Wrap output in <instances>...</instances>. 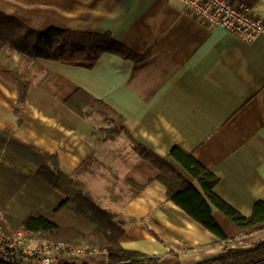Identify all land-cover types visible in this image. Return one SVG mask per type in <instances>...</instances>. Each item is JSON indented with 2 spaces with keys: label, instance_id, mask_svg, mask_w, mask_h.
Masks as SVG:
<instances>
[{
  "label": "crops",
  "instance_id": "crops-1",
  "mask_svg": "<svg viewBox=\"0 0 264 264\" xmlns=\"http://www.w3.org/2000/svg\"><path fill=\"white\" fill-rule=\"evenodd\" d=\"M234 1L264 19V0ZM0 11L38 32L108 34L144 58L138 64L105 52L78 65L0 48V131L56 154L68 175L93 157L79 179L124 222V248L159 264H195L224 246L264 239V225L241 229L215 210L228 237L220 242L167 198L157 169L125 135L104 140L93 123L99 116L84 119L65 103L82 89L119 113L133 138L156 154L174 145L193 153L219 178L216 194L249 216L264 201V33L245 42L183 13L180 0H0ZM13 74L28 83L22 102ZM127 179L143 185L134 197Z\"/></svg>",
  "mask_w": 264,
  "mask_h": 264
},
{
  "label": "trees",
  "instance_id": "trees-1",
  "mask_svg": "<svg viewBox=\"0 0 264 264\" xmlns=\"http://www.w3.org/2000/svg\"><path fill=\"white\" fill-rule=\"evenodd\" d=\"M0 48L18 52L31 60L45 58L78 65H92L105 52L144 61L119 46L108 34L50 28L38 32L0 11ZM18 99L25 100L28 83L12 75ZM65 103L84 119L92 116L107 124L101 128L104 140L125 135L134 151L156 169L155 177L166 188L169 200L214 234L220 242L228 240L214 218L223 212L241 229L264 225V201L254 203L251 215L245 216L216 194L219 178L193 153L178 145L164 156L136 141L124 126V118L102 100L82 89L71 94ZM93 157L82 162L71 175L65 174L56 154L27 144L9 131H0V225L8 234L22 231L33 239L64 243L85 248L86 259H68L66 264H94L91 251L105 255L100 264H159V258L126 249L121 244L124 222L102 206L79 179L88 170ZM116 176V175H115ZM131 197L143 188L127 179ZM106 190L113 197L115 186ZM0 264H9L0 259ZM195 264H264V239L250 246L227 245L211 259Z\"/></svg>",
  "mask_w": 264,
  "mask_h": 264
},
{
  "label": "built area",
  "instance_id": "built-area-1",
  "mask_svg": "<svg viewBox=\"0 0 264 264\" xmlns=\"http://www.w3.org/2000/svg\"><path fill=\"white\" fill-rule=\"evenodd\" d=\"M182 12L196 16L212 28H224L245 42H252L264 33V19L250 8L234 0H180ZM68 253L85 257V248L70 247L64 243L34 240L24 232L11 234L0 225V259L9 264H53L54 257ZM96 251H91L93 255ZM95 255V254H94Z\"/></svg>",
  "mask_w": 264,
  "mask_h": 264
},
{
  "label": "rangeland",
  "instance_id": "rangeland-1",
  "mask_svg": "<svg viewBox=\"0 0 264 264\" xmlns=\"http://www.w3.org/2000/svg\"><path fill=\"white\" fill-rule=\"evenodd\" d=\"M93 123L94 125L98 128L99 131H101V128L107 127V124L105 122H103L101 119H99L98 117H94L93 118ZM102 133L99 132L98 137L102 138ZM85 187L87 188V186L85 185ZM88 189V188H87ZM33 239V238H31ZM34 240H41L44 241L42 239H34ZM47 242V241H44ZM95 254V255H94ZM92 255V258H95V262L94 264H100L104 259H106L105 255L99 254V252H96ZM77 259V260H81V259H86V257H75L74 255L68 254V253H64V255L60 256V257H54L53 258V264H66L68 259Z\"/></svg>",
  "mask_w": 264,
  "mask_h": 264
}]
</instances>
